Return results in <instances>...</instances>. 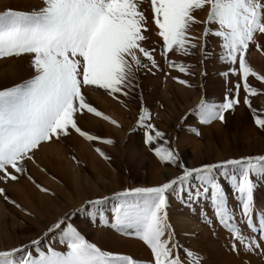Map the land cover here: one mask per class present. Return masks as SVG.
<instances>
[{"label":"snow or ice","instance_id":"obj_1","mask_svg":"<svg viewBox=\"0 0 264 264\" xmlns=\"http://www.w3.org/2000/svg\"><path fill=\"white\" fill-rule=\"evenodd\" d=\"M143 3L144 0H42L34 9L0 10V59L27 54L34 69L31 78L0 90V181H17L26 173L25 161L33 160L35 150L53 138L70 135L72 130L89 141L100 140L78 126V113L86 110L117 123L93 107L82 89H103L119 99V95L127 97L133 88L139 87L134 83L137 72L162 71L156 49L146 46L153 26L162 42L160 55L168 67L186 74H190L188 67L168 59V54L192 55L196 49L207 59L210 55L206 51L207 38H220V59L230 65L221 74L225 78L235 75L239 81L228 90L223 103L200 99L193 112L200 116L201 123L217 119L226 122L225 114L234 112L243 103L255 125L264 130V112L253 107L251 99L264 93L249 83L250 77L264 82V75L257 73L247 59L250 45L261 50L257 34H264V0H150L151 19L142 9ZM198 12L205 13L203 19L198 18ZM194 25L204 26L199 36L192 34ZM172 78L192 87L187 80ZM150 120V112L142 108L137 125L145 130L146 145L152 147L161 162L176 165L182 172L159 186L117 192L115 199L120 205L111 227L123 236L142 241L151 252L148 264H202L200 255L191 249H185V258H181L182 246L174 239L168 219V194L176 192L188 203L210 197L219 225L229 233L231 250L264 252V213L257 223L255 184L251 179L254 174H264V155L187 167L179 163L178 153L166 146L169 144L166 134ZM159 141L163 143L153 146ZM102 142L114 143L110 139ZM97 151L104 159H110L100 149ZM228 167L240 170L239 177L233 175L231 179L243 224L229 205L224 187L213 176L215 170ZM192 179L200 181L195 190L191 188ZM37 187L49 191L38 184ZM0 196L20 207L9 200L2 187ZM106 199L88 203L95 206ZM57 229L62 231L66 251L49 247L34 255L30 249L41 244L38 238L30 244L0 251V264H143L130 254L102 249L71 223L66 224L65 219L57 221L48 231Z\"/></svg>","mask_w":264,"mask_h":264},{"label":"rangeland","instance_id":"obj_2","mask_svg":"<svg viewBox=\"0 0 264 264\" xmlns=\"http://www.w3.org/2000/svg\"><path fill=\"white\" fill-rule=\"evenodd\" d=\"M149 3L150 0H144L141 7L151 19ZM41 4L42 0H0V10L7 7L29 10ZM197 16L203 19L205 13L198 12ZM203 27L194 25L192 34L199 36ZM257 42L261 50L250 45L247 59L257 73L264 75V34H257ZM220 44L218 37L207 38L206 51L210 54L207 59L196 49L192 50V55L169 53L168 59L188 67L190 74L182 73L169 68L160 55L162 42L153 26L146 46L156 49V59L162 71L154 70V74L137 72L134 83H138L139 87L133 88L127 97L118 94L119 99L103 89L84 87L82 91L87 101L117 123L113 124L86 110L82 114L78 113V126L100 137V140L89 141L72 130L70 135L53 138L35 150L33 160L25 161L26 173L20 175L17 181H0V187L5 189L9 200L20 205L16 207L0 196L3 207L0 210L3 212V215L0 214V251L30 244L31 240L38 238L41 244L30 249L34 255L47 251L49 247L66 251L62 231H48L57 221L65 219L66 224L71 223L86 239L104 250L130 254L143 264L151 261L150 249L142 241L123 236L111 227L120 205V201L115 199L117 192L134 187L159 186L182 172L176 165L161 162L152 147L146 145L145 130L137 125L142 108L148 109L151 114L149 122L166 134L165 138L169 141L166 146L174 149L178 153L179 163L187 167L264 155V130L255 125L250 110L243 103L234 112L225 114L226 122L217 119L204 124L200 116L193 112L202 98L209 103H223L228 90L239 81L235 75L230 74L225 78L221 74L228 71L230 65L220 59ZM30 60L27 54L0 59V90L31 78L34 69ZM172 77L187 80L192 87L179 84ZM249 83L264 93V82L250 77ZM240 95H245L243 89ZM251 99L253 107L264 112V95ZM109 139L114 143L102 142ZM162 143L159 141L153 146ZM97 149L110 159H104ZM239 174L238 168L228 167L215 170L213 176L224 187L229 205L243 224L238 196L231 179L233 175L239 177ZM251 179L255 184L254 204L257 206L255 216L258 223L260 214L264 213L261 210L264 208V174H254ZM75 180H78L76 184ZM37 184L49 191H41ZM199 185L198 179L191 180L193 190ZM104 197L108 199L102 204L93 206L88 203ZM168 197V219L174 229V239L182 246V259L185 258L184 250L191 249L200 255L202 264H232V256L239 264H264V252L247 253L241 250L236 253L231 250L229 233L219 225L210 197L191 203L182 201L176 192H170ZM55 205L58 211H63L55 213V220H51L46 211H52ZM44 208H47L46 211ZM183 213L189 218L188 224L193 222L190 228L186 227L185 222L179 221ZM194 223L198 224L197 228ZM255 235L260 236L259 233Z\"/></svg>","mask_w":264,"mask_h":264},{"label":"bare ground","instance_id":"obj_3","mask_svg":"<svg viewBox=\"0 0 264 264\" xmlns=\"http://www.w3.org/2000/svg\"><path fill=\"white\" fill-rule=\"evenodd\" d=\"M250 141V140H249ZM181 144V143H180ZM252 144V143H251ZM193 161V160H192ZM190 163V162H189ZM192 163V162H191ZM190 163V164H191ZM193 164H194V162H193ZM192 165V164H191ZM169 172V171H168ZM74 175V174H73ZM76 175V174H75ZM75 178H77V175H76V177ZM157 178V177H156ZM78 180H79V178H78ZM78 180H75V184H76V181H78ZM79 183V182H78ZM77 183V184H78ZM20 191V190H19ZM79 192V191H78ZM78 194V193H77ZM43 199V198H42ZM41 199V200H42ZM28 201V200H27ZM255 205V204H254ZM53 207H54V205H53ZM57 206L55 205V208L51 211L50 209L49 210H47L46 211V209L47 208H44L45 210L44 211H46L45 213L46 214H48V216L50 217V219L52 220V219H54V218H56L55 217V213H60V212H62L63 211V209H60L61 211H58L59 209H58V207L56 208ZM256 205H255V209H256ZM2 205H1V203H0V210H2ZM37 210V209H36ZM261 210L262 211H264V208L262 207L261 208ZM3 212H0V214H2ZM5 213V212H4ZM40 214V213H39ZM3 215V214H2ZM5 216V215H4ZM6 216H7V213H6ZM47 216V215H46ZM13 217V216H12ZM48 217V218H49ZM181 218L179 219V221H181V222H185V225H187L186 227H188V228H190L191 227V225H193V222H192V224L190 225V224H188V221H189V218L188 217H186V213H183V214H181V216H180ZM7 218V217H6ZM178 218V217H177ZM10 220H11V218H10ZM55 220V219H54ZM191 220V219H190ZM193 221V220H192ZM176 222V221H175ZM177 223H178V221H177ZM191 223V222H190ZM176 224V223H175ZM194 225H195V223H194ZM196 225H198V224H196ZM195 225V226H196ZM194 226V227H195ZM196 228H197V226H196ZM204 231H206V229L204 230ZM232 264H239L238 262H237V260L232 256V262H231Z\"/></svg>","mask_w":264,"mask_h":264}]
</instances>
